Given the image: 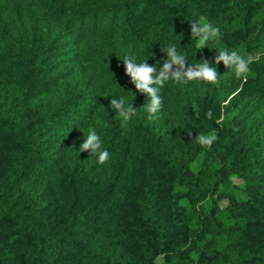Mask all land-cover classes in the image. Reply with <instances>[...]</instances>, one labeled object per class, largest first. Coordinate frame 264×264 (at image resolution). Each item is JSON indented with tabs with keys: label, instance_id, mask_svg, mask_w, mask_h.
<instances>
[{
	"label": "rangeland",
	"instance_id": "1",
	"mask_svg": "<svg viewBox=\"0 0 264 264\" xmlns=\"http://www.w3.org/2000/svg\"><path fill=\"white\" fill-rule=\"evenodd\" d=\"M86 1L56 0L55 4L62 7H78ZM92 1L95 6L102 7L112 3L113 0ZM174 1L182 5L184 15L186 14L192 20L218 26L221 30L220 33L236 30L243 21L247 20L249 25L247 34L250 40L259 39L264 35V0L259 2L257 8L249 13L233 7L229 0ZM140 2L144 3L142 0ZM224 3H227V6L223 7ZM156 7L157 4H153V8ZM175 11V9H160L151 18L159 21V27L153 28L142 40H134L131 37L120 35L107 39L108 35L103 34V31L108 30L109 27L98 25L95 34L84 37L77 56L73 57L74 50L71 41L74 35L63 29L65 20L62 19L59 22L50 3L12 0L0 12V45H3L5 41L8 43L7 48L0 47V141L5 140L6 134L12 138L21 135L32 138L33 135H36V131L40 134L45 128L52 135L57 134L59 128L54 125L46 124L38 126V128L35 122L31 123L30 117L22 105L23 102L31 104L33 108H40L41 111L56 107L58 109L56 116L61 120L59 127L69 131L70 135H74L73 150L75 147L79 148V145L83 143L84 135H87L89 128L95 129L98 135L100 132H105L110 127L109 120L112 117L119 118L115 111L109 107L110 99L124 98L126 103L132 99L131 95H120L119 90L116 89L122 76L128 77L124 74V65L121 61L125 56L134 57L136 63H142L147 58L146 63L151 66L156 61L161 63L166 61L167 54L163 51L169 45H175L178 52L186 57L195 54L201 56L207 51L205 49L207 46L198 50L197 41L190 36L189 26H187L186 32L171 37V29L186 21L178 19ZM56 26L60 27L64 35L70 34L67 46L61 51L54 50L55 52L50 54L53 66L62 67L65 75L62 79L51 84L49 83L51 80H49V84L45 82L46 86L40 91L32 86L27 88L25 85L32 80V72L23 67L21 59L15 57L11 49L21 47L25 50L23 51L25 56L35 55L34 61H36L41 57V53L31 54L26 49V45L32 41L37 43ZM263 43L264 40L261 44ZM238 44L240 48H244L239 42ZM262 49H264V45ZM262 52L252 49L248 58L256 59ZM157 69L159 70V65H157ZM42 76L46 78L45 74ZM239 79L240 77H236L222 83V86L204 81L179 83L162 96L163 106L151 118L146 108L142 107L143 104L148 103L147 98L144 95L140 96L138 92L134 93V98L130 103L134 108L139 109L140 114L144 113L151 120L159 119L161 121L169 116L171 119L168 128H171V132L177 135V144L168 148L169 165L159 168L160 177L168 181L166 188L160 192L155 191L158 193L160 203L170 193L171 173L176 167L182 169V172L185 170L184 177L179 183L181 192L185 190L187 192L184 194L188 195L190 192L195 196L181 198L176 205L177 209L169 208L162 203L156 221V226L160 225L161 238H159V233H156L141 243H125L129 251L139 250L137 256L128 252L125 256L127 258L125 264H196L199 258L195 247H199L203 255L206 251L212 253L213 259L216 261L215 264H219L217 254L220 256L224 252H233L237 246L245 253L251 252L253 248L254 250L258 248L260 242L264 240V165L259 168L257 166L247 168L246 163L253 153L251 150H248L247 155L241 158L239 154L222 155L218 147H213L214 143L210 148L199 145L195 136L200 132L197 128L193 129L190 126V123L196 121L195 117L198 111L207 106L211 107L210 109L216 108L215 112L219 117L216 124L219 125L213 126V130L204 134L216 131L221 126L224 116V106L227 103L225 98L235 90L238 91L242 86L244 78L238 84ZM109 82H113L115 85L113 84L111 88L108 86L106 92L100 93L101 87L109 85ZM81 90L90 92L92 97H97V101L93 103L92 114L88 116V120L80 129L76 130L74 125L63 127L62 124L65 120H77L72 112L69 117L67 116L70 114L69 111L77 107L70 100ZM210 97H213V106L210 104ZM186 101L191 102L192 105H188ZM17 104L20 107L15 109ZM253 104L259 111L264 109L262 100H255ZM183 115L187 116L183 117ZM129 124L128 121L124 128L122 127V132L115 133L116 144L122 152L133 130ZM250 124L249 126H251ZM46 136L47 134L43 135V137ZM253 137L264 141V129L253 134ZM251 139L252 137L247 138L244 143ZM136 143L137 141L131 140L132 154L129 159L131 172L128 171L129 175L134 174L133 171L137 168V157L141 156L145 159L143 154L147 152V148L140 150L135 146ZM102 146L110 153L103 142ZM236 146L238 147L236 151H239L245 144L239 143ZM112 152L113 150H111ZM262 152H256V156L261 155ZM25 153V150L18 149L13 152H5L0 156L2 193H9L13 189L14 168L16 164L21 163ZM181 164L185 166L183 167ZM101 175H104V172ZM129 177L127 176L124 181H130ZM59 178H63V176L53 175L51 178L43 176L36 183L31 184L32 190L41 194L39 203L44 206L43 210L39 212V216L34 218L36 228L34 231L44 242L54 238L58 223L62 221L66 213L71 211L69 205L72 199L69 198L70 195L64 187H59ZM123 196H126V192H119L122 211L125 204ZM86 201L84 192L77 200L76 209L85 207ZM218 230H221L222 235H215ZM9 234L10 232L5 226H0V252L9 242ZM106 242L107 240L101 238L94 247L99 248ZM142 244L150 246L149 253L138 249ZM119 249L123 252L121 244H119ZM202 249L206 251H202ZM35 251V244H23L19 250H16V260L18 262L21 259L28 260ZM69 254L65 253V256L67 257ZM187 255L190 256L189 259H187ZM1 257L0 255V259ZM49 264H52L51 260H49Z\"/></svg>",
	"mask_w": 264,
	"mask_h": 264
},
{
	"label": "trees",
	"instance_id": "2",
	"mask_svg": "<svg viewBox=\"0 0 264 264\" xmlns=\"http://www.w3.org/2000/svg\"><path fill=\"white\" fill-rule=\"evenodd\" d=\"M34 1L50 3L59 22L62 19L65 20L63 29L74 35L71 41L74 50L73 57L77 56L84 37L95 34L98 25L109 27L108 30L103 31V34L108 35L107 39L120 35L131 37L134 40H142L153 28L159 27V21L151 18L160 9H175L176 17L186 20L171 29V37L186 32L189 21L192 20L186 14L184 15L182 5L174 0H142L144 3H141V0H113L112 3L102 7L95 6L92 0H87L86 3L78 7L56 6V0ZM261 1L229 0L233 7L242 9L246 13L256 9ZM11 2L12 0H0V12ZM153 4H157V7L153 8ZM222 6H227V3ZM101 15L103 17H100ZM248 26L246 20L236 30L221 32L218 39L208 41L205 48L207 51L201 56L195 54L187 57L186 66L202 63V59L207 60L211 65L214 57L218 54L216 49L226 48L229 52L235 51L243 57L247 54L246 58L252 49L263 51L258 58L251 60L250 71L246 74V78L239 76L238 84L243 78L244 81L238 91L235 90L225 98L227 103L224 106L221 126L215 131L218 139L213 142V147H218L222 155L239 154L241 158H244L248 150H251L253 153L246 163L247 168L250 169V166L259 168L264 165V141L257 140V136L253 137V134L264 129V109L259 111L253 104L255 100L264 101V49H262L264 43L261 44L264 35L259 39L250 40L247 34ZM69 35H64L60 27L56 26L37 43H33L34 41L28 43L26 49L31 54L41 53V57L36 61H34L35 55L25 56L23 52L25 50L21 47L11 49L14 56L21 59L23 67L32 72V80L25 85L27 88L32 86L40 91L46 86L45 82L48 83L51 80L49 82L51 84L64 77V69L53 66L50 54H53L54 50L61 51L65 48ZM238 42L244 48H240ZM1 46L7 48L8 43L5 41ZM213 66H216L217 72L221 75L216 86H222V83L238 77L232 68H225L222 62ZM42 74H45L46 78ZM113 84V82H109V85L101 87L100 93L106 92ZM177 84L179 83L175 80L166 81L160 88L161 97ZM116 89L122 96L131 95L129 91L137 92L130 82V77L125 76H122L120 82L117 83ZM138 94L143 95L139 92ZM210 99V104L213 106V97ZM70 101L77 107L69 111L70 114L67 117L72 112L77 120L67 119L62 126L74 125L77 130L92 114L93 103L97 101V97H92L90 92L81 90L78 94L73 95ZM186 102L188 105H192L191 102ZM22 105L30 117V122H35L37 127L49 124L59 129H57L56 135H52L45 128L40 134L36 131V135H33L32 138L23 135L12 138L6 134L5 140L0 141V156L5 152H13L18 149L26 151L21 163L16 164L14 168V186L11 192L2 193L3 182L0 180V210L2 211L0 226H5L10 232L9 242L0 252L1 264H49V260L52 264H125L127 262L125 256L131 252L126 248L125 243H141L156 233H159V238H161L160 225L156 226V221L162 203L169 208L177 209L176 205L181 198L195 196L190 192L188 195L184 194L187 192L185 190L181 192L179 183L184 177L185 170L182 172V169L178 167L171 173L170 193L165 200L160 203L158 193H155L167 186L168 181L160 177L159 168L169 165L168 148L177 144V135L171 132V128H168L171 119L169 116H166L167 119L164 121L151 120L147 114H140L137 111V114L129 121V127L133 130L130 139L125 143L123 152L116 144L115 133L122 132V127L124 128L125 125L121 119L112 117L109 120L110 127L99 134L111 155L109 160L101 165L97 162V156L90 155L89 151L80 152L78 147L73 150L74 135H70L69 131L59 127L61 120L56 116L58 110L56 107L41 111L40 108H33L26 102H23ZM18 107H20L19 104L15 105V109ZM210 108L206 106L198 111L195 117L196 121L190 123L191 128H197L200 133L204 134L213 130V126L219 125L216 124V120L219 118L215 112L216 108ZM209 110L212 112L211 119L206 116ZM185 116L187 115H183V117ZM44 134L47 136L43 137ZM251 137L250 141L244 143L247 138ZM132 139L137 141L135 146L140 150L147 148V152L143 154L145 159L141 156L137 157V168L133 171L134 174L129 175L128 171L131 172L129 159L132 154ZM239 143H243L245 146L236 151L238 148L236 144ZM111 150H113L112 153ZM261 151H263L262 154L256 156V152ZM181 166L185 165L181 164ZM102 172L104 175H101ZM53 175L63 176V178H59L58 183L59 187H64L67 190L69 198L72 199L69 205L71 211L66 213L61 222L57 221L59 223L54 238L44 242L34 231L36 230L34 218L39 216V212L43 210L44 206L39 203L41 194L32 190L31 184L36 183L43 176L51 178ZM127 176H130V181L125 182L124 179ZM121 191L126 192V196H123L125 200L123 211L119 197ZM84 192L87 203L85 207L76 209L77 200ZM215 235H222L221 230H218ZM101 238L107 242L100 245L99 248L94 247ZM23 244H35L36 251L30 259H21L18 262L16 250H19ZM119 244L123 246V252L119 249ZM149 248V245L142 244L138 249L149 253ZM202 251L206 250L202 249ZM195 252L199 258L196 264L216 263L209 251L203 255L199 247H195ZM243 252L237 246L233 252H224L220 256L217 254L218 262H220L219 264H264V240L255 250L253 248L251 252ZM65 253L70 254L66 257ZM131 254L137 256L139 250L132 251ZM217 255L215 256L217 257ZM189 258L190 256L187 255V259Z\"/></svg>",
	"mask_w": 264,
	"mask_h": 264
},
{
	"label": "clouds",
	"instance_id": "3",
	"mask_svg": "<svg viewBox=\"0 0 264 264\" xmlns=\"http://www.w3.org/2000/svg\"><path fill=\"white\" fill-rule=\"evenodd\" d=\"M189 27L190 36L197 41L198 50L206 47L209 40L218 39L221 31L218 26L196 20L189 21ZM216 50L218 54L214 57L211 65L207 60L202 59V63L186 66V55L180 54L175 45H169L163 51L167 54V59L163 63L156 61L155 64L149 66L146 63L147 58L142 63H136L135 58L131 56H125L121 61L124 65V74L130 77V82L134 85L135 90L147 98L148 103L146 105L143 104L142 107L146 108L151 118L163 106V99L159 93L160 88L168 80H175L177 83L183 84H187L190 81H204L215 85L219 82L221 75L217 72L216 66L213 65L221 62L225 68H232L238 77L244 76L246 78V74L250 71V57L245 58L235 51L229 52L226 48ZM157 65H159L158 72ZM129 92L133 99L135 94L131 91ZM130 101L126 103L124 98L110 99L109 107L121 118L124 125L139 110L134 108ZM206 116L209 119L212 118L211 110L206 113ZM217 139L218 136L215 131L209 134L200 133L195 136L196 142L207 148H210ZM79 150L80 152L89 151L90 155H96L97 162L101 165L110 158V153L103 148L102 140L93 128H89L87 135H84V140L79 145Z\"/></svg>",
	"mask_w": 264,
	"mask_h": 264
}]
</instances>
